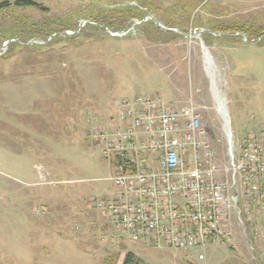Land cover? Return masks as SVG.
Listing matches in <instances>:
<instances>
[{"label":"rangeland","instance_id":"obj_1","mask_svg":"<svg viewBox=\"0 0 264 264\" xmlns=\"http://www.w3.org/2000/svg\"><path fill=\"white\" fill-rule=\"evenodd\" d=\"M32 1L0 12V264H123L127 253L140 264H264L260 222L232 216L231 242L183 252L131 240L92 203L116 174L94 136L119 124L114 100L195 108L221 169L231 164L222 103L242 157L248 132L264 127V0ZM127 7L169 31L137 25Z\"/></svg>","mask_w":264,"mask_h":264},{"label":"built area","instance_id":"obj_2","mask_svg":"<svg viewBox=\"0 0 264 264\" xmlns=\"http://www.w3.org/2000/svg\"><path fill=\"white\" fill-rule=\"evenodd\" d=\"M112 105L119 124L110 131L99 128L94 136L116 174L109 178L111 193L92 203L118 230L133 241H164L187 252L231 242L232 216L240 227L264 225L263 126L248 132L238 158L227 106L219 104L231 161L221 169L195 108L172 109L146 97ZM219 173L231 181H218Z\"/></svg>","mask_w":264,"mask_h":264},{"label":"trees","instance_id":"obj_3","mask_svg":"<svg viewBox=\"0 0 264 264\" xmlns=\"http://www.w3.org/2000/svg\"><path fill=\"white\" fill-rule=\"evenodd\" d=\"M37 6H38V4L32 0H16L14 3H10L9 1H0V12L7 10V9H10V8H13V7H15V8H34ZM123 10H125L128 17L133 19V20L142 21L144 19V17L146 16L145 13H143L142 11L135 9L133 7H127L126 9H123ZM147 23H149V21H147L144 25H146ZM75 26L76 25H73V23H72L69 26H65L64 28L66 30H68L70 28L74 29ZM46 32H48L47 36H51V35L55 34L52 30H49ZM123 264H140V262H139V260H137L134 257V255L132 253H127V255L125 256Z\"/></svg>","mask_w":264,"mask_h":264},{"label":"water","instance_id":"obj_4","mask_svg":"<svg viewBox=\"0 0 264 264\" xmlns=\"http://www.w3.org/2000/svg\"><path fill=\"white\" fill-rule=\"evenodd\" d=\"M147 20H152V21L156 24V26L159 27L160 29H162V30H164V31H169V30H167L166 28H164L160 23H158L157 20H156L155 18H153V17H147V18L144 19L143 21L137 23V25L144 24ZM134 28H135V26H133V27H131V28H129V29L123 31V32H117L116 34H113V36H115V37H122V36H125V35H127L129 32H131ZM174 32H178V31H174ZM205 32H207V31H200V32L195 33L194 35H192V37H193V38H198V39H199L200 36H201L203 33H205ZM74 34H75V33H72V35H74ZM240 36H242V37L244 38V42H245L246 44H248V42H247L245 36L242 35V34H241ZM52 37H53V36H52ZM52 37H51V38H52ZM186 37H189V36H186ZM32 44H33V45H41V44H38V43H36V42H32Z\"/></svg>","mask_w":264,"mask_h":264},{"label":"bare ground","instance_id":"obj_5","mask_svg":"<svg viewBox=\"0 0 264 264\" xmlns=\"http://www.w3.org/2000/svg\"><path fill=\"white\" fill-rule=\"evenodd\" d=\"M206 52V51H205ZM206 55V61L208 62V64H210V59H208V56H207V54H205ZM212 68V67H211ZM212 76V75H211ZM214 91V90H213ZM219 101V100H218Z\"/></svg>","mask_w":264,"mask_h":264}]
</instances>
